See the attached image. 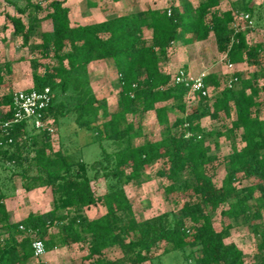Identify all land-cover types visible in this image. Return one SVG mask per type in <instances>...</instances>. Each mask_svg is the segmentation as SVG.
I'll return each mask as SVG.
<instances>
[{
    "label": "trees",
    "instance_id": "16d2710c",
    "mask_svg": "<svg viewBox=\"0 0 264 264\" xmlns=\"http://www.w3.org/2000/svg\"><path fill=\"white\" fill-rule=\"evenodd\" d=\"M4 1L14 10L4 13L11 36L20 39V47L31 56L0 62V264L34 260L45 264L34 257V240H42L47 252L78 245L83 251L81 264H247L244 250L227 242L232 224L217 229L209 205L221 208L220 215L229 220L258 221L253 231L259 235L258 250L264 251V74L236 71L228 87L222 86L219 71L208 72L204 82L215 94L213 98L196 94V105L190 109L189 88L174 83V73L162 68L172 47L211 36L227 64L263 65L264 44L250 43L248 35L264 30V1L230 0L229 9L222 10L223 0H203L197 6L179 0L164 8L76 25L63 0H51L49 12L41 19L37 17L41 0ZM109 1L122 0H103ZM241 15H249L254 26L241 20ZM44 19L50 20V30H39L38 23ZM3 27L8 29L7 24ZM145 28L151 30L150 39L144 36ZM28 59L32 81L25 90L49 88L51 102L44 116L54 126L53 134L26 120L3 126L14 114L13 64ZM102 61L117 75L113 113L92 86L89 66ZM151 111L164 137L136 144L144 134L135 118L144 121ZM70 114L78 127L95 133L102 149L98 160L88 163L66 147L53 149L56 126ZM205 118L222 124L207 131ZM220 138L229 141L231 153L226 157L223 186L212 190L208 200L204 194V184L210 181L207 167L214 160L212 144L218 147ZM159 162L156 173L166 191L193 194L174 200L170 210L142 219L134 211L126 185L139 182L147 168ZM15 177L27 192L50 189L53 206L10 222L5 199L15 191ZM100 180L106 190L96 195L92 184ZM98 204L105 208L102 215L84 214ZM113 248L120 254L108 258Z\"/></svg>",
    "mask_w": 264,
    "mask_h": 264
},
{
    "label": "rangeland",
    "instance_id": "374dc122",
    "mask_svg": "<svg viewBox=\"0 0 264 264\" xmlns=\"http://www.w3.org/2000/svg\"><path fill=\"white\" fill-rule=\"evenodd\" d=\"M51 0H41L42 10L37 13L38 18H43L47 12H49V2ZM65 6L70 9V20L73 25L85 24L88 22L100 21L105 18H111L114 15H124L132 13L138 10H146L148 8H164L170 3H179V0H129L120 2L109 7L110 4L103 2V0H63ZM194 6L200 4L203 0H190ZM229 1L223 0L221 4L222 10L229 9ZM264 0H257L258 3ZM91 2L97 3L96 7L90 5ZM111 10L110 16H107L103 11ZM103 10V11H102ZM13 14V7L6 3L4 0H0V62L4 60H15L22 56L30 57L31 53L27 48H21V40L11 36V23L6 19L4 13ZM106 15V16H105ZM4 24H7L11 30H4ZM39 30H50L51 22L49 19H44L38 23ZM144 36L147 39L151 37V30L144 29ZM5 38V39H4ZM250 43L264 44V30L257 29L252 31L248 35ZM40 62H45L40 59ZM166 65V68L164 67ZM186 67L192 69V72L199 73L201 71L206 72H220V79L222 86L226 85L231 79L233 74L239 70H248L250 74L254 71H258V75L262 76L264 73V58L263 65L254 66L252 64H242L237 66H228L225 61L223 53L219 52L216 48L214 37L211 36L207 40L197 41L193 44L186 46L176 45L168 52L167 58L163 60L162 68L173 74L178 68ZM41 69V68H40ZM14 73L10 77L11 87L13 91L26 89L31 84L32 66L30 61L25 60L16 62L13 64ZM91 74L92 86L99 98H105L109 105L110 111L113 113L116 108V93L118 92L117 75L109 65L108 62H95L89 66ZM263 80V79H262ZM264 83V81H263ZM9 88H4L8 91ZM215 91L210 90V96L213 98ZM189 108H193L196 105L194 97L189 94L187 97ZM172 120L175 118L173 113L170 114ZM102 120V119H101ZM227 121V120H226ZM223 121V122H226ZM135 122L138 128L143 131V137L136 139L135 143L138 144L146 140H159L164 137L162 134L163 128L158 124L155 113L149 112L146 120L142 121L139 117L135 118ZM222 124V121L216 122L213 119L205 118L203 120V127L207 131L218 129ZM94 133V132H93ZM241 131H238L239 135ZM95 134V133H94ZM92 132H88L78 127L74 122V115L70 114L67 117L61 118L59 121V128L56 126V133L54 134L53 149L57 150L60 147H66L70 149L71 154L80 157L82 160L91 163L98 160L101 156V146L95 139V135ZM219 146L216 147L212 144L211 155L214 156V160L208 165L207 172L210 176V181L204 184V194L207 199L210 197L212 190H219L223 186V181L227 172V159L226 157L231 153V146L229 141L225 138L217 140ZM104 146L108 148V143L104 142ZM161 166V162L154 166H150L145 171L142 179L137 183H129L126 185V190L133 202L134 211L139 218H149L155 216L166 210L173 208L174 200H186L193 192L190 191H166V185L157 176V169ZM187 176V174L185 175ZM15 191L6 199L11 198L16 202L20 197H26L22 182L19 177H15L13 181ZM105 182L100 180L92 184V190L96 195H101L105 192ZM12 190V189H11ZM50 190V189H49ZM18 191V192H17ZM51 192V190L49 191ZM11 193V192H10ZM52 194V193H51ZM19 196V197H18ZM16 197V198H15ZM5 199V201H6ZM209 200V199H208ZM52 201V200H51ZM50 201V202H51ZM31 205V204H30ZM53 203H51V207ZM224 207V206H223ZM212 212V216L215 221L217 229L224 228L228 223L232 224L230 231V237L227 242H235L246 253L247 264H262L264 259V251H259L257 245L259 243V235L253 231V223H258L256 220L244 221L242 218L238 221L229 220L220 215L221 208L213 209L209 205ZM32 209V207H30ZM29 208H24L23 213H27ZM49 209V208H48ZM105 212L103 205L98 204L85 209L84 214L88 217L100 216ZM63 213V212H62ZM264 222V212L263 220ZM2 236L1 238H3ZM74 246V245H73ZM77 245L74 246V249ZM67 246V250H69ZM74 249L68 251L71 253ZM160 252V251H158ZM66 254V252H65ZM120 254L117 248L110 249L107 252L108 258H114ZM51 257V255H47ZM60 258V264H77V259H70L66 255V260ZM40 260H42L40 258ZM59 262V261H58ZM150 264V263H145Z\"/></svg>",
    "mask_w": 264,
    "mask_h": 264
},
{
    "label": "built area",
    "instance_id": "2783aa9c",
    "mask_svg": "<svg viewBox=\"0 0 264 264\" xmlns=\"http://www.w3.org/2000/svg\"><path fill=\"white\" fill-rule=\"evenodd\" d=\"M241 20H248L250 27L254 26L253 20L250 19L249 15H241ZM232 67V64H228ZM208 72L201 71L199 73H194L184 67H180L173 74L174 83L184 84L189 88V94L193 97L196 94L201 96L210 95V89L206 86L204 78ZM232 80L227 83V86L230 87ZM51 102V93L49 88H45L42 91L38 90H16L12 95V106L14 109L13 118L4 123V128L9 127L13 123H18L21 121H28L35 128L47 130L49 133L53 134L55 128L50 122L49 119L45 118V110ZM11 141V139H10ZM21 230H25L24 226H20ZM27 234L31 233V230H25ZM33 254L36 258H41L45 253V245L42 240H34L32 242Z\"/></svg>",
    "mask_w": 264,
    "mask_h": 264
},
{
    "label": "crops",
    "instance_id": "0c3cea01",
    "mask_svg": "<svg viewBox=\"0 0 264 264\" xmlns=\"http://www.w3.org/2000/svg\"><path fill=\"white\" fill-rule=\"evenodd\" d=\"M125 1H129V0H122L120 2H125ZM120 2L114 3V2L109 1L106 3L110 4L109 7H114L113 5L118 4ZM110 11L111 10L105 9L103 12L104 13L105 12L110 13ZM138 11H140V10H138ZM134 12H136V11H134ZM110 15H107V16H110ZM105 19H107V18H105ZM105 19H103V20H105ZM100 21H102V20H100ZM95 22H98V21H95ZM88 23H93V22H88ZM8 29L11 30L10 28H8ZM164 67L166 68V65H164ZM186 69L192 71V69H190V68H186ZM30 85L31 84H29V86ZM23 191H24V193H26V195H27L26 197H23L24 194H22V197L18 198L16 200V202H14V200H12L11 198L6 199V201H5L6 208H7V211L9 213L10 222L19 221L22 218L26 217L30 212L47 211L51 208L52 194H51V192H49L50 190L48 188H38V189H35L33 191H30V192H27L25 190H23ZM30 207H32V209H30ZM24 208H29L30 210L27 213H23L22 210H24ZM74 246L73 245L68 246V247H70V248H68L69 250L66 249L67 246H59L50 252L46 251V253L41 257V259H42L41 261L45 264H60L61 262H60L59 257H63L62 259L66 260V255H67V257H69L70 259H73V258L77 259V261H78L77 264H81L80 256L82 255L83 251L78 247V245L75 249H74ZM70 249H74V250L71 253H69L68 251H71ZM65 252H66V254H65ZM47 255H51V257H48ZM38 259H40V258H38ZM35 262L36 261L34 260V261H32L31 264H35Z\"/></svg>",
    "mask_w": 264,
    "mask_h": 264
}]
</instances>
